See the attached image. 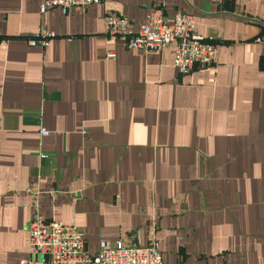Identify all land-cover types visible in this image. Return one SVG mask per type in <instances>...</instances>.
<instances>
[{
	"label": "crops",
	"instance_id": "crops-1",
	"mask_svg": "<svg viewBox=\"0 0 264 264\" xmlns=\"http://www.w3.org/2000/svg\"><path fill=\"white\" fill-rule=\"evenodd\" d=\"M41 2L0 0V264L28 256L35 214L91 253L155 239L162 264H264V0ZM157 6L191 13L215 63L182 74L173 45L104 35Z\"/></svg>",
	"mask_w": 264,
	"mask_h": 264
},
{
	"label": "built area",
	"instance_id": "built-area-1",
	"mask_svg": "<svg viewBox=\"0 0 264 264\" xmlns=\"http://www.w3.org/2000/svg\"><path fill=\"white\" fill-rule=\"evenodd\" d=\"M103 0H42L39 11L45 13L58 6L62 12L73 7L101 3ZM221 4L224 0H212ZM103 31L106 36L121 37L127 49L145 52L159 51L173 45V66L182 74L191 72L195 65L210 66L216 60V44L194 31V16L189 12L176 11L167 18L161 7H151L144 22L136 30L130 21L117 13L109 12L104 17ZM53 33H42L29 39V43L46 45ZM106 57L113 58V52ZM41 134H46L44 128ZM28 256L19 264H162V254L157 240L147 245L135 243L124 245L116 241L110 245L98 244L96 252L86 248L85 236L75 225H67L54 219H43L35 214L28 223Z\"/></svg>",
	"mask_w": 264,
	"mask_h": 264
}]
</instances>
